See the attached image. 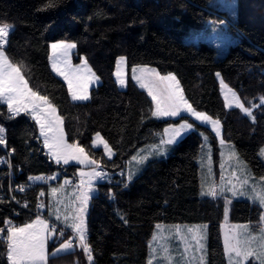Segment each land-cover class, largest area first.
Instances as JSON below:
<instances>
[{"label": "trees", "instance_id": "1", "mask_svg": "<svg viewBox=\"0 0 264 264\" xmlns=\"http://www.w3.org/2000/svg\"><path fill=\"white\" fill-rule=\"evenodd\" d=\"M214 17L228 21L239 34L222 57L216 56V46L209 40L193 37ZM4 23L14 25L4 45L7 55L22 69L30 87L57 106L67 138L113 172L97 182L87 213L92 264L146 263L158 222H206L207 264H228L221 225L229 196L201 193L200 130L209 134L217 161L220 145L214 131L185 113L153 116L149 93L134 82L118 86L113 72L116 58L124 54L130 66L150 64L161 72L175 73L191 104L220 118L224 137L234 143L256 175H264L260 156L264 147V0H238L235 17L210 0H0V24ZM58 39L75 40L76 58L86 55L101 76L87 100L71 99L66 81L50 65V45ZM218 72L246 107L257 105L252 108L253 118L237 106H227ZM184 119L197 129L182 136L167 155L148 159L129 179L126 168L137 148L157 141L166 125ZM0 123L6 145L14 148L13 161L22 166L19 179L50 171L78 174L79 164L57 163L50 157L29 114L13 117L7 105L0 103ZM98 131L115 149L113 157L93 145ZM6 187L7 171L0 165V229H5L0 236V264H10L5 222L16 208ZM44 187L46 183H29L27 194L20 198H27L33 207L44 197ZM263 212L259 202L230 201L231 221H246L258 228ZM61 240L53 238L50 250ZM64 255H50L47 264L63 262ZM247 264L258 261L249 259Z\"/></svg>", "mask_w": 264, "mask_h": 264}, {"label": "rangeland", "instance_id": "2", "mask_svg": "<svg viewBox=\"0 0 264 264\" xmlns=\"http://www.w3.org/2000/svg\"><path fill=\"white\" fill-rule=\"evenodd\" d=\"M210 1L213 4L217 5L218 7H220L221 9L225 10L226 13L230 17L236 16L238 0H210ZM193 37L195 39L205 38L209 40V42H211L212 44L216 46V49H217L216 56L222 57L226 53V50L229 44L238 39L239 34L230 25L228 21L219 19L218 17H214L209 20L206 28H203L200 31L196 32ZM61 41L66 42L68 44H75V47L68 49L66 55H64L63 53H58L54 56L52 49H51V45L53 43H58ZM51 45H50V54H49V62H50L51 67H52L53 60L50 59V57H53V59L57 60L59 67L62 70L68 72L70 76L80 77L81 84L87 85L86 91H87V95L90 98L92 87L101 81V76L96 71V69L93 67L90 60L84 54L76 58L75 50H76L77 43L75 40L58 39V40L52 41ZM7 57L9 58L8 55ZM120 57H124L125 60L120 61L119 59ZM9 61L12 64L17 65L10 58H9ZM84 61L87 62L86 65L84 64ZM143 66H147V69L142 72L141 69L143 68ZM133 68H136L135 75L140 76L143 79L144 83L148 85V87H142L148 93H149V88H151L153 92L158 97H160L162 100L167 96L169 82L161 81L159 79V76H167L168 73H172V72H161L156 66L150 65V64L138 63V64H134L130 66L128 63L127 57L124 54H121L116 58V63H115L114 72H113L118 86L128 87L130 84L134 82L141 87L140 82L133 79V75H134ZM150 69H155L156 72L159 73V76H157L156 73H152L148 71ZM118 71L120 73V77H122L126 81L125 85L123 86L118 82L120 78L117 76ZM54 72L57 75H59L56 71ZM93 73L95 74L94 77L92 76ZM218 73L220 74L218 76L220 79V88L225 98L227 106H236L233 100V97H232V93L228 92L226 88L222 87L221 80H223V78L221 76V73L220 72ZM22 74L24 75L25 79L28 81L23 71H22ZM172 74L179 81L177 75L175 73H172ZM59 76L65 80L63 76L61 75ZM96 77H98L99 79H96ZM65 81L68 86L67 80ZM224 83L228 85V87L231 88L236 93V95L239 97L240 102L243 103L237 91L225 81ZM28 85H29V82H28ZM179 87L182 90L184 98L188 101L189 104H191V102L186 98L183 92L180 81H179ZM76 91L78 93L83 92L84 88L83 87L77 88ZM68 93H69L70 98L72 99V95L69 92V88H68ZM192 106L196 111L205 112L207 113L208 116L212 117L213 120L220 121V124L217 126V128L214 129L210 122L209 123L201 122L200 120H197L194 116H192L191 113H189L188 111H181L180 113V115L184 113L188 114L189 116L193 117L196 121L203 123L204 125L210 127L214 131L219 141L220 146L222 144L221 141H223L222 156H226L228 154L229 155L228 157H230L231 162H228L229 165L227 166L223 165L222 164L223 161H221L222 158L220 155V151H221V148H220L219 158L216 161L215 156H214L213 145L210 141L209 134L204 130H200L201 135H202L201 152L199 155L201 193L204 195H209L208 192L211 189V190H214L217 193V195L225 194L227 197L229 196L228 197L229 199H228V202L225 208L224 216L222 219V224L224 226V232H225L224 236L229 239V237L232 236V234L230 232H227V226L229 224H234V221H231L230 219L231 199L245 198V199L258 202V200H254L253 197L255 196L256 192L260 191V178L264 177V175H256L252 171L249 163L239 153H237L238 151L234 143L232 141L227 140L224 137L223 124L220 118L214 117L207 111L199 109L195 107L194 105ZM55 107L57 109V115L63 118V116L60 114L56 105ZM154 109H155V102L153 101V110ZM164 117H176V116H160L159 118H164ZM250 117L252 118L254 117L253 110H252V115ZM184 121H187L188 123L192 124L193 127L191 129H187L186 131H184L179 137L176 138V140L173 143L161 144V140L167 141L171 137L172 129H169L168 133H165L164 130L166 128H169L170 125L177 126V125L182 124ZM62 127H63V132H64V139L67 141V143L68 144H78L77 142L70 141L67 138L65 125H64V118L62 120ZM193 129H197L196 124L190 121L189 119H184L179 122L170 123L166 125V127L162 131L158 132L159 138L157 141L153 143L151 142V143L143 144L142 146L137 148L135 153L132 155V157L128 161L130 164V167H128L129 165L127 166L128 171L126 168L127 174L134 176L137 173H139L142 167L146 165V161L148 159L155 157V156L157 157V156L167 155L170 152L173 144H175L182 136H184L187 132ZM96 133H100V137L103 138V141L107 142V145L109 146V149L112 152L111 156L108 155V149L105 148L104 143L101 142L99 137H96ZM96 133L94 134L93 140H96L97 143L94 146L103 147V150L106 156L113 157L115 154V149L112 147V145L109 143V141L100 131ZM52 135H53L52 133H49V136H52ZM93 140H92V143H93ZM262 149H264V147H262ZM261 150H260V156L264 159V153H262ZM47 151H49L51 158H53L56 161L55 157L53 156L52 149L47 147ZM85 153L88 157V160H86L84 163H81L80 161H77V160H72L69 163L79 164L78 175H81V173H84L85 175L83 176H88L90 183H85L84 185L82 184L78 185L76 183H71V185L70 184L67 185L64 183H52L51 182V183H46V187H44L42 190V193L44 195L43 198L45 199L42 198L41 200L45 201L46 204H47V201H46L47 195L51 196L49 199V206L51 207V212L54 215L52 219L46 216L38 215L42 221L47 222L49 231L44 232L43 226L40 224H36L34 226L35 229L40 230L43 235L47 236L46 245H45L46 255H47L46 264L49 260L50 255L59 254V253H65V255L62 257L63 262L60 261L59 264H90V262L87 259V255L85 254V252L83 251V248L80 245L78 234L75 231H73L70 225L73 223H80V219L82 218L84 226L86 227V235H87V213H88L91 198L97 191L96 182L99 179V177L90 178L88 174L92 173L93 170L95 169V171L102 172L104 174L102 177H100L101 178L100 180H102V179L109 178L113 172L108 170L105 166H103L99 160L93 158L86 150H85ZM142 156L147 157V159L141 163L139 161H140V157ZM133 157H137V159L133 160L132 159ZM89 161H95L96 163L93 164V163H90ZM60 162L63 163L62 160ZM99 169H102V170L99 171ZM35 177H41V176L37 174L33 176L34 179ZM68 177L71 180L74 179L71 176H68ZM82 181L86 182V180H83V179ZM53 188L57 189V191L52 192ZM234 192H235V195L233 194ZM85 194L88 195V200H87L86 205H84L83 203ZM262 207L264 208V206ZM81 208H85V211L81 212L80 211ZM263 216H264V212H263ZM36 218L37 216L31 221V223L35 221ZM22 225L14 226V227H22ZM157 225H159L160 227L157 228ZM205 225L207 227H204ZM261 227H264V222L262 223L260 227L255 228L254 232L258 234ZM53 228L56 231H51V229ZM189 229H191V231H189ZM61 232L63 233L62 235H61ZM207 232H208V224L206 222H195V223L158 222L156 224L153 236L149 242L148 260L144 264H149L150 260L152 261V264H161V257L165 255H167L169 259L164 261L163 264H177V262L178 264H207ZM194 236L199 240V244H197V239H193ZM222 236H223V233H222ZM153 237H155V239H153ZM53 238H56V241H59L63 238L64 239L61 240V242L58 243L53 248V250H50L49 248L50 242ZM65 241H70L72 243V247L66 251L57 252L56 250L59 249L60 245L63 244ZM200 245H203L204 247L201 248ZM162 249H167L168 250L167 253L162 251ZM73 250H75L76 253L74 252L72 255L71 254L68 255ZM250 250H253V249H250ZM256 250H258V248ZM242 251H246V249ZM65 256L70 258V260L66 261ZM230 256L232 257L231 264H235L236 260L241 261L242 259V257H236L235 252L229 253V264H230ZM201 257H203V259H201ZM249 259L256 260L254 257H249ZM242 262H243V259L241 261V264Z\"/></svg>", "mask_w": 264, "mask_h": 264}, {"label": "snow or ice", "instance_id": "3", "mask_svg": "<svg viewBox=\"0 0 264 264\" xmlns=\"http://www.w3.org/2000/svg\"><path fill=\"white\" fill-rule=\"evenodd\" d=\"M48 6H52L50 3ZM14 29V25H10L7 23L0 24V103L6 104L9 112L12 116L19 115L21 112H27L29 108H31V115L40 124L41 134L45 136V145L52 149L53 156L55 157L57 163L61 160L64 164H68L72 160L80 161L84 163L88 160V157L85 153V149L78 144H68L64 139V132L62 127L63 118L57 115V109L55 105L51 104L49 97L42 96L38 91H34L32 88L28 86V81L25 79L22 74L21 68L17 65L12 64L9 61V58L6 55V51L4 45L7 43V38L9 37L11 31ZM75 44H68L66 42H58L53 43L51 45L52 52L54 56L58 53L67 54V50L74 48ZM53 60L52 68L59 75L63 76L65 80L68 82L69 92L72 95L73 100H87L89 96L87 95V85L81 84V78L77 76H70L68 72L62 70L59 67V64L56 59L50 57ZM120 61H124V57L119 58ZM86 65L87 62L84 61ZM147 69V66H143L141 71ZM90 71V69H89ZM152 73H156L159 76V73L156 72L155 69L148 70ZM136 68H133V79L140 82L141 87H148L147 84L144 83L143 79L140 76L135 75ZM220 74L217 73V76ZM94 77L95 74L93 73ZM117 76L120 77L119 71L117 72ZM96 79H99L96 77ZM161 81H168V94L162 100L158 97L151 88H149V95L152 96L153 101L155 102V109L152 112L153 116H178L181 111H188L194 116L197 120H200L204 123H211L213 128H217L220 124L219 120H213L212 117L208 116L205 112L196 111L191 104L184 98L182 90L179 87V81L172 73H168L167 76H159ZM118 82L123 86L126 81L120 77ZM222 87L226 88L228 92L232 93L233 100L237 107H239L244 113L249 116L252 115V108L257 107V105L253 104L251 107H245L243 103L240 102L239 97L236 93L228 87L221 80ZM83 87V92H77L76 89ZM261 100L264 101V97H261ZM193 127L192 124L184 121L182 124L173 126L170 125L169 128L164 130L165 133L169 132V129H172L171 137L167 141L161 140V144H171L173 143L177 137H179L184 131L187 129H191ZM4 132L3 127H0V134ZM49 133H52V136H49ZM58 133V135H57ZM96 137H99L101 142L104 143L106 149H108V155L111 156L112 152L109 149L106 141H103V138L100 137V133H96ZM51 141V142H50ZM223 143V141H221ZM97 143L96 140H93V145ZM6 141L2 135H0V145H5ZM264 153V149L261 150ZM234 155V153H233ZM133 160H136L137 157H133ZM147 157H140L139 162H143ZM90 163L95 164V161H89ZM81 175H85L81 173ZM90 178L92 177H102L104 174L102 172L93 170L92 173L88 174ZM29 179H33V177H29ZM35 179L39 180L41 177H35ZM131 179V175L129 176ZM83 183V181H82ZM23 187H21V191ZM57 189L53 188L52 192H56ZM211 196H216L217 193L214 190H209L208 192ZM235 195V192L233 193ZM43 195V193H41ZM254 200H258V202L264 206V177L260 178V191L256 192L253 197ZM88 195L85 194L83 203L87 204ZM42 206V205H41ZM81 212L85 211V208L80 209ZM261 221L264 222V216H261ZM10 223V222H6ZM36 224H40L43 226V231L47 232L48 224L46 221H42L39 216H37L36 220L31 224H25L22 227H9L7 229V241H8V253L7 259L10 264H46L47 255H46V240L47 236L43 235L40 230L34 228ZM70 227L78 234V238L80 241V245L83 248V251L87 255V259L89 262L93 260L92 249L91 246L87 243L86 238V227L84 226L83 219H80V223H73ZM160 226L157 225V228ZM198 227V226H197ZM204 227H207L206 225ZM244 229H248V225L241 226ZM5 229H0V232H4ZM51 231H56L54 228ZM191 231V229H189ZM63 233L61 232V235ZM245 240L251 244L253 242L259 241L258 250H248L242 251L238 246L240 244V240L237 239L236 245H229L228 238L225 240V249L226 252L232 253L235 252L236 257H242L244 264H247L249 257H254L258 264H264V227H261L259 233L257 235H253L250 231H245L242 233ZM155 239V237H153ZM193 239H197L195 236ZM197 244H199V240L197 239ZM72 247V243L70 241H65L60 245V248L57 249V252L66 251ZM203 248V245H200ZM165 253H167V249H162ZM169 257L167 255L161 257V264L164 261L168 260ZM203 259V257H201ZM232 261V257L230 256V264ZM149 264H152V261H149ZM178 264V262H177ZM235 264H241L240 260H236Z\"/></svg>", "mask_w": 264, "mask_h": 264}, {"label": "built area", "instance_id": "4", "mask_svg": "<svg viewBox=\"0 0 264 264\" xmlns=\"http://www.w3.org/2000/svg\"><path fill=\"white\" fill-rule=\"evenodd\" d=\"M32 118L31 115V108L27 112ZM34 119V118H33ZM35 120V119H34ZM36 121V120H35ZM37 123V121H36ZM38 125V134L42 140V144L44 145L45 142V136L41 134V128L40 124ZM0 127H3L4 132L0 135H2L5 139V128L0 123ZM6 141V140H5ZM1 152H0V165L4 166L7 171V187H6V194H8L10 200L16 204V208L14 210L13 216L9 217L5 222V227L8 229L9 227L19 226L24 223H27L31 221V216L36 217L38 215L46 216L48 218H51L48 215L47 211V204L43 200H39L35 206L30 207L27 198H20L21 195L27 194L29 183H36V182H42V183H64V184H71L75 182V180L69 179L68 175L63 174L60 171H50L38 174L41 176V179L35 180L29 179V177H33L34 175H31L26 180L19 179L20 173L22 171L21 165H16L13 161V155H14V148L8 147L5 145H0ZM21 187H23V190L21 191ZM3 191L0 190V194H2ZM42 205V206H41ZM28 210V214H23L24 211ZM52 219V218H51ZM3 235V232H0V236ZM93 260L90 262L92 264Z\"/></svg>", "mask_w": 264, "mask_h": 264}, {"label": "crops", "instance_id": "5", "mask_svg": "<svg viewBox=\"0 0 264 264\" xmlns=\"http://www.w3.org/2000/svg\"><path fill=\"white\" fill-rule=\"evenodd\" d=\"M29 87H30V85H28ZM31 88V87H30ZM40 95H42V94H40ZM42 96H44V95H42ZM51 102V101H50ZM51 104H52V102H51ZM222 145H223V143L221 144V146H220V148H221V151H220V155H221V161H223V165H229V163L228 162H231L230 161V157H228L229 155L227 154L226 156H222V151H223V148H222ZM44 146H45V148H46V150H47V146L45 145V142H44ZM233 151V150H232ZM48 152V154H49V151H47ZM238 153V152H237ZM50 155V154H49ZM50 157H51V155H50ZM233 157H235V156H233ZM130 163H131V161H130ZM128 167H130V164L128 163ZM102 169H99V171H101ZM127 171H128V168H127ZM113 174V173H112ZM74 178V180H75V182H73V183H76V184H78V185H80V184H82V185H84L85 183H90L89 181V177L88 176H82V175H76L75 177H73ZM82 179L83 180H86V182H84L83 181V183H82ZM101 178L99 177V179H98V181L100 180ZM97 181V182H98ZM97 182H96V184H97ZM68 185V184H67ZM71 185V184H70ZM50 197L51 196H49V195H47V211H48V214H49V216L51 217V218H53V213L51 212V207L49 206V199H50ZM33 220V219H32ZM31 220V221H32ZM31 221H29V222H27V223H24L23 225H25V224H29V223H31ZM22 225V226H23ZM244 225H248L249 227H248V229H244L243 227H241V226H244ZM230 228V229H229ZM253 229V230H252ZM254 229L255 228H253L251 225H250V223L249 222H246V221H244V222H234V224H229L228 226H227V232H230L231 234H232V236H230L229 237V239H228V241H229V245L231 246V245H236V243H237V239H239L240 240V244L238 245L239 247H240V249L241 250H244V249H246V251H248L247 249H253V250H256L257 248H258V244H259V242L258 241H256V242H253V243H251V244H249L246 240H245V238H244V236L242 235V233H244L245 231H250L253 235H257L256 234V232H254ZM222 233H223V239H224V246H225V240H226V237L224 236V226H223V224H222ZM182 250V249H181ZM225 251H226V249H225ZM226 256H227V262H228V264H229V252H226ZM241 261H242V259H241ZM242 264H244V261L242 262Z\"/></svg>", "mask_w": 264, "mask_h": 264}]
</instances>
